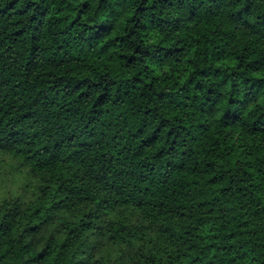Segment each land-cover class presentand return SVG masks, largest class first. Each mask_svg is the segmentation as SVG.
Listing matches in <instances>:
<instances>
[{"label": "trees", "instance_id": "1", "mask_svg": "<svg viewBox=\"0 0 264 264\" xmlns=\"http://www.w3.org/2000/svg\"><path fill=\"white\" fill-rule=\"evenodd\" d=\"M0 264H264V0H0Z\"/></svg>", "mask_w": 264, "mask_h": 264}, {"label": "rangeland", "instance_id": "2", "mask_svg": "<svg viewBox=\"0 0 264 264\" xmlns=\"http://www.w3.org/2000/svg\"><path fill=\"white\" fill-rule=\"evenodd\" d=\"M33 180L14 158L0 154V204L4 200L33 196Z\"/></svg>", "mask_w": 264, "mask_h": 264}]
</instances>
